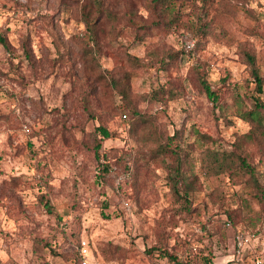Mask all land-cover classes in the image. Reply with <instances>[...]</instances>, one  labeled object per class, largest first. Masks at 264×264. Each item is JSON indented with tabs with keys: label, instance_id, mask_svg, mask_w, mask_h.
I'll return each instance as SVG.
<instances>
[{
	"label": "rangeland",
	"instance_id": "rangeland-1",
	"mask_svg": "<svg viewBox=\"0 0 264 264\" xmlns=\"http://www.w3.org/2000/svg\"><path fill=\"white\" fill-rule=\"evenodd\" d=\"M102 1L116 21L103 24L100 64L120 73L131 70L127 54L142 58L132 81V98L141 111L155 114L169 133L184 122L227 143L248 129L236 117L231 125L220 121L198 87L194 67L213 87L229 76L230 90L248 96L253 84L238 47L244 44L256 55L264 75V0L177 1L168 8L181 14L172 29L152 25L149 0ZM88 2L0 0V33L9 44L5 49L0 43V264H80L82 241L89 264H178L152 248L187 264H264L259 231L264 209L241 185L207 180L194 161L203 189L189 195L194 210L187 213L179 211L154 164L139 168L134 181L123 179L145 149L128 134L129 120L119 115L114 90L97 85L84 100L91 82L80 58L89 40L80 11ZM130 17L151 27L137 28ZM200 26L208 35L198 41ZM184 37L200 42L196 52H183L163 68L159 60L181 50ZM24 43L32 62L23 56ZM172 82L182 88V97L162 105L141 101L145 92ZM100 123L118 133L103 141V149H118L126 161L110 159L99 182L93 145ZM253 162L264 183V150ZM228 211L233 224L258 239V246L240 256L233 246L235 226L226 225Z\"/></svg>",
	"mask_w": 264,
	"mask_h": 264
},
{
	"label": "trees",
	"instance_id": "trees-1",
	"mask_svg": "<svg viewBox=\"0 0 264 264\" xmlns=\"http://www.w3.org/2000/svg\"><path fill=\"white\" fill-rule=\"evenodd\" d=\"M182 0H149L147 7L154 16L152 25L163 26L172 29L179 24L180 12L170 11L169 5ZM81 22L84 24L88 35V44L80 52V58L84 69V75L91 82V90L86 94L84 100L91 96L97 85L106 87L116 92L120 99V106L117 107L119 115L129 120L128 134L138 145L145 149L143 155L132 161V166L126 167V173L134 181L139 168L148 169L154 164L161 168L167 185L174 196V202L180 205L179 211L191 213L189 195L192 192L203 189V182L199 174L194 171L193 162L198 160L200 170L207 180H223L224 178L231 184H239L246 190L249 197L257 201L258 206L264 209V183H261L253 162L254 154H260L264 150V75L258 65L256 55L244 44H239L238 53L247 65L250 82L253 88L248 96H244L238 91H231L227 78L221 79L219 87H213L200 72L197 66L196 78L198 87L205 97L213 104L217 110V116L224 125H231L232 118L236 117L248 124V129L235 135L231 142H224L219 137L213 136L203 131L199 126L190 124L175 128L172 133L164 129L162 123L158 121L155 114L141 111L136 100L132 98V81L135 70L142 65V58L127 54L128 64L131 70L117 73L116 71L103 69L99 61L100 35L104 31V23L116 21V16L111 12L102 0H89L88 5H82ZM131 18V17H130ZM131 23L137 28L147 29L151 25L137 23L131 18ZM201 41L208 35L207 27L200 26L195 32ZM190 37L182 40V49L170 52L167 56L159 60L163 68H167L170 62L180 59L183 52L194 54L200 42H196L193 48L186 50L184 42ZM0 43L9 49V44L4 35L0 33ZM22 53L26 60L33 61V52L29 50L26 43L22 44ZM230 91L228 96L226 92ZM182 88L175 83L161 84L145 92L140 96L141 101L148 104H166L167 100L182 97ZM229 98V99H228ZM116 130L109 129L100 123L95 129L93 152L97 162L96 174L98 181L106 178L105 171L111 165L110 159L118 162L126 161V154H121L116 148L103 149V141L117 137ZM155 175V174H154ZM123 179L120 178L121 182ZM42 202L51 209V204L47 198ZM176 211V213H179ZM227 226L234 222L232 215L228 211ZM108 217V216H107ZM235 226L234 236L243 229ZM264 233V226L259 230ZM257 233V232H256ZM79 243V242H78ZM79 245V244H77ZM235 248V241L233 244ZM159 250L168 257L169 261L178 264H187L179 260L176 254L169 253L161 248H152L150 251ZM52 250V249H51ZM162 250V251H161ZM79 251L77 250V256ZM80 260H78V263Z\"/></svg>",
	"mask_w": 264,
	"mask_h": 264
},
{
	"label": "built area",
	"instance_id": "built-area-1",
	"mask_svg": "<svg viewBox=\"0 0 264 264\" xmlns=\"http://www.w3.org/2000/svg\"><path fill=\"white\" fill-rule=\"evenodd\" d=\"M195 44V40L192 38H188L186 39V41L184 42V47L186 50H189L191 48H193ZM125 115H123L124 117ZM24 129L26 131H28V127L24 126ZM255 238V233L252 231H238L235 236H234V241H235V249H236V254L238 256H240V254L242 253V251L245 250V248L248 246V243ZM80 254L82 255V260L80 264H89L88 259V251L86 248V243L84 241H82V244L80 246ZM255 264H261L260 260H256Z\"/></svg>",
	"mask_w": 264,
	"mask_h": 264
},
{
	"label": "crops",
	"instance_id": "crops-1",
	"mask_svg": "<svg viewBox=\"0 0 264 264\" xmlns=\"http://www.w3.org/2000/svg\"><path fill=\"white\" fill-rule=\"evenodd\" d=\"M257 243H258V239L255 238L254 240L251 241V244H249V245L245 248V250H244L243 253H247L248 250H250L251 247L258 246L259 244H257Z\"/></svg>",
	"mask_w": 264,
	"mask_h": 264
}]
</instances>
